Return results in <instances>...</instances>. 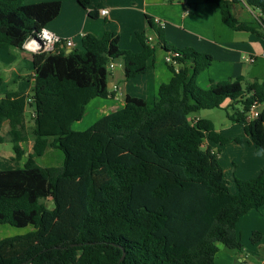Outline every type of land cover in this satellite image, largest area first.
I'll list each match as a JSON object with an SVG mask.
<instances>
[{
    "label": "trees",
    "instance_id": "obj_1",
    "mask_svg": "<svg viewBox=\"0 0 264 264\" xmlns=\"http://www.w3.org/2000/svg\"><path fill=\"white\" fill-rule=\"evenodd\" d=\"M77 1L84 8L89 3ZM242 1L261 13L263 28L264 0H233ZM205 2L219 7L230 29L264 40V31L232 15L229 0ZM61 7L59 1L0 0V49L23 48ZM156 33L154 42L137 34L139 53L122 50L119 36L106 32L101 38L84 36L82 50L35 54L30 96L8 94L1 100L0 144L9 121L16 159L24 156L21 143L27 139L15 125L30 105L34 146L24 168L0 170V225L32 227L0 241V264H215L219 245L243 252L237 225L264 207V171L248 180L235 177L233 194L209 143L251 142L264 149V108L257 119H247L252 103L264 104V81L246 86L242 78L213 81L204 89L198 78L213 57L170 47L162 29ZM158 46L172 57L173 77L161 85L153 105L127 96L123 108L89 129H72L91 100L109 96L110 63L122 60L130 80L147 72ZM226 102L242 104V111L228 118L244 127V135L231 138L217 132L211 120L192 118ZM48 147L64 154L61 167L37 163Z\"/></svg>",
    "mask_w": 264,
    "mask_h": 264
},
{
    "label": "crops",
    "instance_id": "obj_2",
    "mask_svg": "<svg viewBox=\"0 0 264 264\" xmlns=\"http://www.w3.org/2000/svg\"><path fill=\"white\" fill-rule=\"evenodd\" d=\"M55 1L61 2V12L57 18L46 22L45 26L46 29L63 39H73L75 45L72 49L59 48L61 52L66 54L70 50H82L84 36L90 34L101 38L106 32H114L119 36V47L122 50L139 53L142 50V45L137 39V34L145 33L152 36L156 41L158 39L156 30L160 27L154 23V19L159 18L165 23V26L160 29H162L164 39L170 47L178 50L192 48L213 57L211 66L198 78L202 88H210L213 81H235L238 78H242L243 83H245L246 75L254 78L250 83L255 80L264 81V40L256 34L234 31L227 27L222 20L219 7L215 4L206 3L205 0H88L89 3L86 8L82 7L77 0H25V4L33 5ZM229 1L231 2V13L237 20L249 23L264 31V27L260 28L259 25L261 24L259 11L252 10L244 1L238 3L233 2V0ZM104 9L108 11L105 16L101 14ZM90 13H93L94 16H91ZM6 49L15 52L18 56L27 58L33 64L35 53L32 51L26 50L24 47ZM169 56L165 49L156 47L155 55L149 61L147 72L130 80H126L123 61L117 60L114 68L108 71L109 96L91 100L86 106L83 118L75 122L72 129L77 132L89 129L102 117L123 108L127 96L143 98L149 105H153L161 85L170 82L173 77L167 63ZM251 56L257 57L255 64L247 62L248 57ZM188 67L192 72L190 63ZM33 76L34 73L32 72L26 93H32L35 84ZM26 93L16 95H29ZM28 106L30 107V105ZM30 109L32 112V108ZM192 118L207 119L195 114ZM211 121L214 123L216 131L223 134L216 123ZM11 131V124L6 121L1 131L5 141L7 139L4 133H10L12 136ZM236 137L238 136L231 138ZM25 142H29V147H23L24 142L21 143V147L25 152L27 151L26 156L28 157L33 151L34 138ZM243 144L248 145L247 150L255 152V159L261 157L262 152L259 150L262 149L251 142ZM209 145L214 152L220 154L221 151L218 148L220 144L209 143ZM249 166L250 171L236 172L237 175L234 173L233 179L236 177L241 180H248L256 177L261 171H264V160H253ZM220 169L226 178L223 168L220 167ZM231 192L236 194L238 192L237 187L236 191L231 190ZM254 231L264 233V207L249 212L237 225V233L241 238L243 234L249 236ZM17 235L11 234V236ZM237 254L239 260H236L238 263L234 264L247 262L243 252ZM218 259L217 256L215 264L233 263V259L228 258L227 260V256L223 260Z\"/></svg>",
    "mask_w": 264,
    "mask_h": 264
},
{
    "label": "rangeland",
    "instance_id": "obj_3",
    "mask_svg": "<svg viewBox=\"0 0 264 264\" xmlns=\"http://www.w3.org/2000/svg\"><path fill=\"white\" fill-rule=\"evenodd\" d=\"M258 13V12H257ZM33 64L27 58L18 56L13 51L8 49H0V79L2 80L0 84V100L4 99L9 93H26L28 91V80L32 76ZM253 77L246 75L245 83L252 82ZM199 84V80H198ZM201 87V85L199 84ZM29 94L30 92L26 93ZM242 111V104L236 103L230 105V102H226L223 108L213 109V110H201L195 115H200L203 118L211 119L216 123L219 130L223 131V134L235 137L239 135H244L243 126L234 122L228 118V114H234ZM32 112L29 106H27L26 115L21 118L20 123L15 125V128L21 132V134L27 137V140H33L34 136L32 134ZM6 141L0 144V170L9 169H19L24 168L27 163V151L24 156L20 159H16V153L13 148V136L10 133H4ZM23 147L28 148L29 142H24ZM244 145V146H243ZM220 149V154L218 155L219 167L223 168L226 178L229 181V185L232 191H236V184L233 179V174L242 171H250V163L255 160H264V149L261 151V157L255 159V152L252 150H247L248 145L239 144L235 141L230 142L227 145H218ZM39 166L43 168L49 167H61L64 163V154L59 151L48 147L45 155L42 158L37 159ZM237 175V173H236ZM46 205L48 208H52V201L47 200ZM32 231V227L26 229H19L12 227L10 225H0V241L5 238H11V234H18L17 236L25 235ZM254 232H259L262 234L261 237L254 236ZM249 236L242 235V244L244 246L243 254L247 258L248 264H262L264 261V233L261 231H254ZM256 238L257 241L254 242ZM220 251L218 252V260H223L225 256L233 259V263H238L237 251L228 250L222 245H219ZM216 256V257H217ZM237 260V261H236ZM219 262V261H218Z\"/></svg>",
    "mask_w": 264,
    "mask_h": 264
},
{
    "label": "built area",
    "instance_id": "obj_4",
    "mask_svg": "<svg viewBox=\"0 0 264 264\" xmlns=\"http://www.w3.org/2000/svg\"><path fill=\"white\" fill-rule=\"evenodd\" d=\"M107 10H102L101 14L103 16L107 15ZM154 23H156L160 28H163L165 26L164 21H162L159 18L154 19ZM45 32H47V35H45ZM149 41L154 42V38L152 36H148ZM38 39L41 42V45L35 46L34 40ZM75 43L73 39H63L60 36L56 35L55 33L49 31L46 29V26H41L37 31L34 32V34L27 40L26 44L24 45V48L26 50L32 51L35 54L38 53H56L60 52V47H65L72 49L74 47ZM178 56V53L175 54ZM264 57V54H263ZM257 61V57L251 56L248 57L247 62L251 64H255ZM172 57L171 55L167 57V63H172ZM115 66V63H110L107 67L108 71L112 70ZM264 108V104L259 103L258 101H255L250 106V109L247 113V119L248 121H253L259 117V114L261 113V110ZM204 146H208V143L205 142Z\"/></svg>",
    "mask_w": 264,
    "mask_h": 264
},
{
    "label": "water",
    "instance_id": "obj_5",
    "mask_svg": "<svg viewBox=\"0 0 264 264\" xmlns=\"http://www.w3.org/2000/svg\"><path fill=\"white\" fill-rule=\"evenodd\" d=\"M34 45L35 46H39V45H41V42L38 40V39H35L34 40ZM72 51L70 50L67 54H69V53H71ZM124 257H125V254L123 255V257L121 258V261H123L124 260Z\"/></svg>",
    "mask_w": 264,
    "mask_h": 264
},
{
    "label": "clouds",
    "instance_id": "obj_6",
    "mask_svg": "<svg viewBox=\"0 0 264 264\" xmlns=\"http://www.w3.org/2000/svg\"><path fill=\"white\" fill-rule=\"evenodd\" d=\"M45 35H47V32H45Z\"/></svg>",
    "mask_w": 264,
    "mask_h": 264
}]
</instances>
